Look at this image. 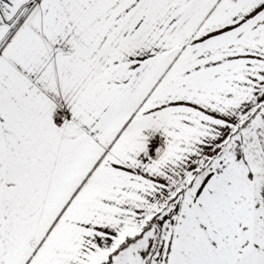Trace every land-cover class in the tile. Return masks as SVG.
I'll return each mask as SVG.
<instances>
[{
	"label": "snow or ice",
	"instance_id": "6c2138e0",
	"mask_svg": "<svg viewBox=\"0 0 264 264\" xmlns=\"http://www.w3.org/2000/svg\"><path fill=\"white\" fill-rule=\"evenodd\" d=\"M0 264H264V0H0Z\"/></svg>",
	"mask_w": 264,
	"mask_h": 264
}]
</instances>
